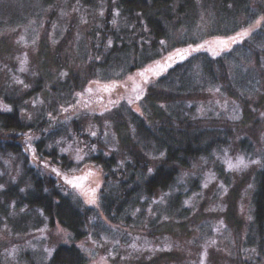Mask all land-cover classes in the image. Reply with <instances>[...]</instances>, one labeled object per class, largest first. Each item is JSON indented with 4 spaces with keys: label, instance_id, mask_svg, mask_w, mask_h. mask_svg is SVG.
Wrapping results in <instances>:
<instances>
[{
    "label": "trees",
    "instance_id": "16d2710c",
    "mask_svg": "<svg viewBox=\"0 0 264 264\" xmlns=\"http://www.w3.org/2000/svg\"><path fill=\"white\" fill-rule=\"evenodd\" d=\"M43 1L53 4L57 0ZM101 1L73 0L81 8H95L99 14L96 22H91L89 41L82 42L86 43L88 55L91 54L90 73L95 75L92 77L108 86L126 74L138 73L145 78L152 74L147 81L149 91L140 96L141 112L129 108L127 100L124 105L121 103L122 107L117 105L112 109L117 132L127 133L124 136L119 134L124 151L117 155L107 154L108 146L103 145L99 136L81 133L78 118L57 119L64 113L67 115L70 107L66 104L64 110L57 111L64 102L63 98L60 100L59 87L66 81L60 80L61 85L50 81L60 72L47 67L40 74L34 73L29 76L31 81L26 80L28 86L23 92L13 90L15 86L10 85L11 81L0 87L3 103L11 109L5 111L0 107V216L10 218L11 210L29 207L26 213L13 218L15 228L26 227L29 219L38 223L33 213L41 209L51 225L58 221L70 230L73 239L86 236L87 223H90L94 209L85 203H75L65 193V183L81 186L87 183V176L71 171L75 162L57 147V140L62 136L80 137L85 143L84 158L104 171V187L99 190V212L114 225L134 229L146 215L145 201H150L148 199L158 192H167L179 178L181 169L226 145L232 131L228 126L246 127L248 120L253 123L247 100L231 89V80L238 72L230 70V63L236 65V62L229 53L233 46L230 48L227 42L248 26L245 22L251 10L248 4L251 0ZM212 39L216 41H210ZM211 42L219 45L218 50ZM249 47L250 43L241 45L245 54ZM247 57L243 56L242 62ZM12 76L17 78L16 73ZM197 76L209 78L232 97L240 98L242 111L235 113L237 117L222 116V120L218 115H205L204 118L201 116L203 121L200 122L186 116V113L191 115L196 107L194 102L190 105L187 101H191L203 87L197 83ZM74 84L75 87L79 82ZM39 96L46 100L40 107L36 105ZM53 98L58 102L52 101ZM111 99L113 97L106 96L103 102L100 100L94 104ZM169 105L173 107V113L167 109ZM93 114L96 120L98 114ZM238 143L239 146L245 145L246 140L241 137ZM34 152L48 160L54 169L49 172L32 163L30 153ZM8 155L19 170L18 176H6L10 164H4L2 156ZM149 169H152L151 173ZM57 177L69 179V182L60 183ZM187 196L188 190L169 192L166 194L168 205L166 201L159 203L156 200L157 205H164L160 206L161 211L155 218L150 219L147 227L150 235L172 229L174 225L169 215L163 221V228L154 225L167 210L176 212L177 223H182V216L188 215V208L183 206ZM253 212L258 257L264 264V165L255 178ZM88 261L87 253L75 243H61L45 263L27 256V264H88Z\"/></svg>",
    "mask_w": 264,
    "mask_h": 264
},
{
    "label": "rangeland",
    "instance_id": "374dc122",
    "mask_svg": "<svg viewBox=\"0 0 264 264\" xmlns=\"http://www.w3.org/2000/svg\"><path fill=\"white\" fill-rule=\"evenodd\" d=\"M248 4L251 7L245 22L248 26L235 38H228L227 42L230 48L233 46L229 53L236 62V65L230 63V70L238 72L235 79L231 78V89L247 100L253 123L248 120L246 127L243 123L238 127L228 126L232 131L226 145L200 156L190 167L181 169L179 178L167 192H158L148 199L150 201H145L146 215L134 229L114 225L99 212V190L104 187L102 167L84 158L85 143L80 137H60L57 140L58 149L75 162L71 171L87 176V183L81 186L73 187L65 183V193L75 203H85L94 209L90 223H87V234L79 240L73 239L70 230L58 221L51 225L41 209L33 213L38 223L29 219L26 227L15 228L13 218L20 216L19 213H26L29 208L22 206L11 210L10 218L4 215L2 219L0 216V264H27L28 255L36 262H48L61 243H75L84 249L89 256L88 264L263 263L258 257L253 200L256 174L264 165V0H251ZM98 15L95 8H81L73 0H57L53 4L43 0H0V87L11 81L10 85L15 86L11 89L23 92L28 86L26 80L31 81L34 73L40 74L47 67L60 72L50 81L57 85H61L60 80L66 81L59 87L60 100L63 98L64 102L57 111L64 110L66 104L70 107L67 115L64 113L57 119L78 118L81 133L95 132L103 145L108 146L107 154L122 155L124 146L119 134L124 136L127 133L117 132L111 111L117 105L122 107L121 103L124 105L127 100L129 108L141 112L140 98L137 97L148 93L147 81L152 74L146 78L138 73L126 74L108 86L92 77L95 75L90 73L91 54L88 55L86 43L82 42L89 41L91 22H96ZM213 40L216 41H210ZM249 43L245 54L241 45ZM211 44L218 50L217 43ZM245 55L248 57L242 62ZM14 73L17 78L12 76ZM196 79L203 87L199 94L187 101L190 105L193 102L196 104L191 115L186 113L188 118H196L200 122L205 115L233 118L236 112L242 111L238 96L232 97L209 78L197 76ZM75 81L79 84L74 87ZM106 96L113 99L94 104L100 100L103 102ZM52 101L58 102L56 98ZM43 102H46L45 98L39 96L36 105L40 107ZM4 106L0 95V107ZM167 109L170 113L174 112L171 105ZM93 113L98 114L96 120ZM241 137L246 144L239 146ZM78 156L82 159L77 160ZM2 157L4 164H10L7 178L18 176L19 170L13 165L11 156ZM239 157H243L248 166L230 169L228 163L236 164ZM30 160L49 172L54 169L48 160L36 156L35 152L30 153ZM57 178L60 183L69 182V179ZM73 182L79 184L76 179ZM185 190H188V196L184 198L183 206L188 208V215L182 216L181 224L184 225L177 223L176 212L167 210L154 225L163 228V221L169 215L174 225L172 229L150 235L147 228L150 219H154L161 211L160 206L164 205H157L156 200L159 203L166 201L168 205L166 194Z\"/></svg>",
    "mask_w": 264,
    "mask_h": 264
},
{
    "label": "snow or ice",
    "instance_id": "6c2138e0",
    "mask_svg": "<svg viewBox=\"0 0 264 264\" xmlns=\"http://www.w3.org/2000/svg\"><path fill=\"white\" fill-rule=\"evenodd\" d=\"M113 23H115V21H113ZM111 41H109V45H111ZM161 43H163V42H161ZM22 83V82H21ZM140 97H137V99H139ZM130 103H131V101H129ZM4 110L5 111H11V109L10 108H8V106L7 105H5L4 106ZM92 135L93 136H95L96 135V133L95 132H93L92 133ZM161 155H163V153H161ZM80 159H82V157H77V160H80ZM251 163H257V161H251ZM240 166H243V167H247L248 165H247V163H245V161H244V158L243 157H239L238 158V162L236 163V164H232L231 162H229L228 163V167L231 169V168H239ZM55 171V170H54ZM149 171V173H151L152 172V169H149L148 170ZM206 186V185H205ZM90 203H94V201H90Z\"/></svg>",
    "mask_w": 264,
    "mask_h": 264
}]
</instances>
